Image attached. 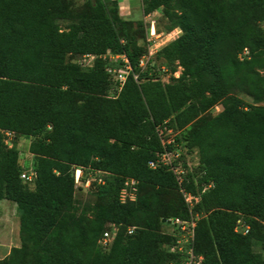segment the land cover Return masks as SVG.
Listing matches in <instances>:
<instances>
[{
  "label": "trees",
  "instance_id": "16d2710c",
  "mask_svg": "<svg viewBox=\"0 0 264 264\" xmlns=\"http://www.w3.org/2000/svg\"><path fill=\"white\" fill-rule=\"evenodd\" d=\"M142 4L180 31L157 51L170 82L140 65L144 30L118 0H0V201L16 205L20 239L0 264H185L190 249L192 264H264L253 248L264 251V0ZM88 55V68L72 60ZM114 70L128 72L121 87ZM7 133L31 138L30 168ZM165 152L178 154L181 183ZM127 179L135 198L122 202ZM85 183L96 199L80 206ZM175 219H195L193 239L177 244Z\"/></svg>",
  "mask_w": 264,
  "mask_h": 264
},
{
  "label": "rangeland",
  "instance_id": "374dc122",
  "mask_svg": "<svg viewBox=\"0 0 264 264\" xmlns=\"http://www.w3.org/2000/svg\"><path fill=\"white\" fill-rule=\"evenodd\" d=\"M122 1L120 3L119 14L125 19L131 21L136 27L141 23L142 29L145 33V44L148 49L147 56L143 57L142 67L154 68L155 77L161 80L164 83L170 82V74L167 72L166 68L162 66V60L157 57V51L168 44L179 30L174 31L173 33H167L166 26L167 20L163 18L160 12L152 13L149 17L143 15L142 12V0H118ZM71 8L73 10H78L82 8L88 2H94V0H69ZM154 21L156 34H159L158 39H152L153 42H146L148 34V26L150 21ZM66 23H62V26H65ZM264 25V24H263ZM171 34V35H170ZM176 36V35H175ZM139 43L142 44V40H139ZM153 51L150 57L149 51ZM156 52V53H155ZM150 59V60H149ZM74 62L81 64L83 67L88 68L91 64V60L88 57L76 56L72 59ZM180 68L175 73L176 76L180 74ZM115 74V73H114ZM113 74V75H114ZM110 96H113L114 93H109ZM241 98L247 102L252 103L251 99L247 96H241ZM264 104V103H263ZM221 110V107L218 105L216 109H211L208 114L211 116L216 115ZM188 130V129H187ZM9 141H13L16 144V148L19 151V158L21 165L27 166L30 168L33 162V157L28 152V145L31 141V138L17 136V137H9ZM87 176L90 177V181L95 176L91 173H87ZM88 187V188H87ZM75 198L79 202L80 206L83 204H93L95 202V190L90 188L89 185H83L79 190L75 192ZM79 206V207H80ZM241 226L243 227L242 222L239 224L238 230H241ZM168 228L163 227V231H166ZM172 230L170 229V232ZM20 245L19 239V213L15 204L1 200L0 201V259H2L6 252L12 247H18ZM162 250L164 252L169 253L170 247L168 245H162ZM254 251L262 252L264 256V251L261 250L260 246L254 245ZM171 264H176L175 262H171Z\"/></svg>",
  "mask_w": 264,
  "mask_h": 264
},
{
  "label": "built area",
  "instance_id": "2783aa9c",
  "mask_svg": "<svg viewBox=\"0 0 264 264\" xmlns=\"http://www.w3.org/2000/svg\"><path fill=\"white\" fill-rule=\"evenodd\" d=\"M158 37H159V34H156L155 23L152 20V21H150L149 26H148L147 42H153L152 39H158ZM152 52L153 51H151V50L149 51L150 56L152 55ZM248 53H249V51L247 49H245L243 51V53L241 54V57L247 56ZM84 57L90 58L91 61L94 59V56H92V55H88V56H84ZM120 58H123V60L125 62H127V60L125 59L124 56H121ZM142 63H143V59L140 62L141 66H142ZM126 69L128 70L129 67L127 66ZM112 73L113 74L115 73L114 78H115V80H118L120 82V87H121L123 85L125 79H126V75L128 72L126 70H118V71L114 70V71H112ZM176 77H178V76H176ZM6 135L8 137V139L6 140V143L9 146H11V141H9V137H12V134L7 133ZM177 157H178V154H175L173 152H165L162 154V156L160 158V162L164 165H169L171 167V169L173 170V172L176 174L179 183H181L182 178L180 177V175L184 173V170L180 167H172L171 166L172 160L177 158ZM149 166L151 168H155L157 166V163L149 162ZM80 177H81V170L76 169L74 172V180H75L76 185H81ZM20 178L24 182H32L35 178V171L33 169H29L27 171H24L21 173ZM136 183L137 182L134 179H127L125 181V187L121 190V194H120V199L122 200V202H124L127 198H129L130 200H134L135 192H136V187H135ZM86 185L88 186L89 183H85V186ZM184 197H185L186 203L189 205V208L192 207L193 202L197 201V199L193 198L191 195L186 194V193H184ZM237 223H238V225L236 227V231L237 232L242 231L243 234H246L248 232V227L245 226V227H242L241 230H238L237 228L239 227L240 222L238 221ZM173 224L178 226L181 232H184L183 234L180 235L179 240H177V244H180L182 239H184L185 242H187L188 238L193 239L194 228L196 226L195 219H192L188 222L182 221L180 219H175ZM133 230H134V228H129L128 233L131 234L133 232ZM117 231H118V228L115 225H111L110 229L103 233V236L100 240V244L103 247H108V245L112 241V237L114 236V234ZM171 249H172V251H174L176 249V247L174 246ZM177 250L182 251V247L180 245H178ZM188 254H189V257H188V260L185 264H192L194 262L193 250L190 249ZM201 259H202V257H199L198 261H201ZM197 263H199V262H197Z\"/></svg>",
  "mask_w": 264,
  "mask_h": 264
},
{
  "label": "water",
  "instance_id": "95a60500",
  "mask_svg": "<svg viewBox=\"0 0 264 264\" xmlns=\"http://www.w3.org/2000/svg\"><path fill=\"white\" fill-rule=\"evenodd\" d=\"M163 222H164V223H167V224H170V223H171L170 220H166V219H164Z\"/></svg>",
  "mask_w": 264,
  "mask_h": 264
},
{
  "label": "crops",
  "instance_id": "0c3cea01",
  "mask_svg": "<svg viewBox=\"0 0 264 264\" xmlns=\"http://www.w3.org/2000/svg\"><path fill=\"white\" fill-rule=\"evenodd\" d=\"M120 3H123V2L121 1ZM9 251H10V249L6 252V255L9 253ZM6 255H5V256H6Z\"/></svg>",
  "mask_w": 264,
  "mask_h": 264
}]
</instances>
